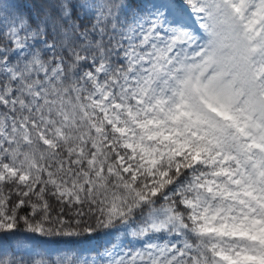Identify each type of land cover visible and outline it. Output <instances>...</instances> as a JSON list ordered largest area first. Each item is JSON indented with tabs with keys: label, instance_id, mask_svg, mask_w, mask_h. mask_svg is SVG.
Wrapping results in <instances>:
<instances>
[{
	"label": "snow or ice",
	"instance_id": "snow-or-ice-1",
	"mask_svg": "<svg viewBox=\"0 0 264 264\" xmlns=\"http://www.w3.org/2000/svg\"><path fill=\"white\" fill-rule=\"evenodd\" d=\"M0 264H264V0H0Z\"/></svg>",
	"mask_w": 264,
	"mask_h": 264
}]
</instances>
